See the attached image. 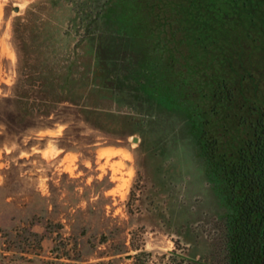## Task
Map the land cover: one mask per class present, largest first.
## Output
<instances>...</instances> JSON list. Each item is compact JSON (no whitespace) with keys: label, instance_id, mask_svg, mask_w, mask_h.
Wrapping results in <instances>:
<instances>
[{"label":"rangeland","instance_id":"obj_1","mask_svg":"<svg viewBox=\"0 0 264 264\" xmlns=\"http://www.w3.org/2000/svg\"><path fill=\"white\" fill-rule=\"evenodd\" d=\"M37 1L0 0V97L11 94L18 76L22 52L15 19ZM109 5L107 17L114 19L103 33L104 54L120 51L124 60L136 62L135 85L144 103L135 102L136 108L145 109L156 128L138 119L127 127L106 122L104 127L115 129L102 130L67 105L47 129L4 135L2 128L0 264H223L220 217L232 194L202 152L207 155L213 137L220 155L236 159L261 131L264 5L250 0ZM83 48V62L95 67L96 39ZM125 94L99 104L109 114L131 112ZM162 129L172 131L165 141L170 138L176 149L156 151ZM38 192L52 197L55 214L47 227L59 231L58 250L48 239L40 256L23 260L5 249L12 246L6 241L43 204ZM151 201L161 209L151 211ZM67 251L72 258H60Z\"/></svg>","mask_w":264,"mask_h":264},{"label":"trees","instance_id":"obj_2","mask_svg":"<svg viewBox=\"0 0 264 264\" xmlns=\"http://www.w3.org/2000/svg\"><path fill=\"white\" fill-rule=\"evenodd\" d=\"M112 1L38 0L15 19V35L22 54L11 94L0 97V131L5 128L4 135L52 127L60 119V107L64 105L78 108L86 122L102 130L115 129L111 124L127 127L138 119L145 121L148 128L150 124L155 127L148 112L136 108L135 102L143 103L135 85L136 62L124 60L120 51L104 54L103 33L114 19L107 17ZM250 1L253 5H264V0ZM34 6L39 8L38 13L32 11ZM94 39L100 59L91 67L83 62V45ZM124 92L131 112L109 114L100 106L104 98L111 95L116 99ZM257 121L261 131L252 134L247 148H241L236 159L220 155L219 143L213 137L207 155L202 152V159L209 157L206 160L213 163L215 172H222L232 194L231 205H226L220 217L226 252L223 264H257L264 252V111ZM106 122H111L110 126L104 127ZM162 130L156 151L171 146L176 149L174 141L167 142L168 138L165 141L172 131ZM216 153L223 157L224 164L217 160ZM38 195L43 203L39 210L6 241L12 246L5 249L19 254L23 260L31 254L40 256L48 239L55 242L51 249L58 250L54 235L59 231L47 227L55 214L54 204H50L52 197L41 192ZM151 202L148 203L151 211L161 209L160 203ZM42 224H45L43 231L36 229ZM66 256L72 258L68 251L60 258Z\"/></svg>","mask_w":264,"mask_h":264},{"label":"flooded vegetation","instance_id":"obj_3","mask_svg":"<svg viewBox=\"0 0 264 264\" xmlns=\"http://www.w3.org/2000/svg\"><path fill=\"white\" fill-rule=\"evenodd\" d=\"M257 264H264V252L262 253V258L259 260V262H257Z\"/></svg>","mask_w":264,"mask_h":264},{"label":"water","instance_id":"obj_4","mask_svg":"<svg viewBox=\"0 0 264 264\" xmlns=\"http://www.w3.org/2000/svg\"><path fill=\"white\" fill-rule=\"evenodd\" d=\"M133 140H134L135 142H138V141H140V138H139L138 136H134V137H133Z\"/></svg>","mask_w":264,"mask_h":264}]
</instances>
